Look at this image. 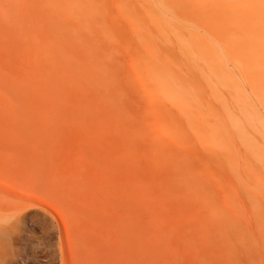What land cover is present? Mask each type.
I'll list each match as a JSON object with an SVG mask.
<instances>
[{
    "label": "rangeland",
    "instance_id": "rangeland-1",
    "mask_svg": "<svg viewBox=\"0 0 264 264\" xmlns=\"http://www.w3.org/2000/svg\"><path fill=\"white\" fill-rule=\"evenodd\" d=\"M37 202L16 264H264V0H0V230Z\"/></svg>",
    "mask_w": 264,
    "mask_h": 264
},
{
    "label": "bare ground",
    "instance_id": "bare-ground-1",
    "mask_svg": "<svg viewBox=\"0 0 264 264\" xmlns=\"http://www.w3.org/2000/svg\"><path fill=\"white\" fill-rule=\"evenodd\" d=\"M10 216L9 224L3 226L0 230V264H16V258L20 256L19 244L20 239L17 236V231L20 228L21 223L33 215H43L51 221L52 228L58 232L60 239V248L64 251V228L59 218L53 213L52 209L46 205L36 203L34 211H28V208L17 207ZM34 213V214H33ZM57 214V213H56Z\"/></svg>",
    "mask_w": 264,
    "mask_h": 264
}]
</instances>
